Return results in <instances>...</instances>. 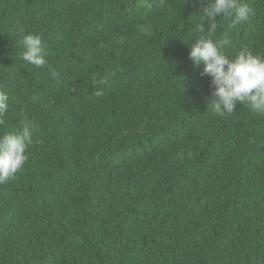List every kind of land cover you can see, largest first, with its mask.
I'll use <instances>...</instances> for the list:
<instances>
[{
  "label": "trees",
  "instance_id": "obj_1",
  "mask_svg": "<svg viewBox=\"0 0 264 264\" xmlns=\"http://www.w3.org/2000/svg\"><path fill=\"white\" fill-rule=\"evenodd\" d=\"M207 2L0 0V138L21 110L33 131L0 184V264H264V115L207 106L189 59ZM243 2L255 16H218L212 39L264 58V0ZM26 34L46 65L21 58Z\"/></svg>",
  "mask_w": 264,
  "mask_h": 264
},
{
  "label": "clouds",
  "instance_id": "obj_2",
  "mask_svg": "<svg viewBox=\"0 0 264 264\" xmlns=\"http://www.w3.org/2000/svg\"><path fill=\"white\" fill-rule=\"evenodd\" d=\"M163 4L164 0H159L155 6ZM153 7V3L146 4L148 12ZM202 12L203 16L197 30L203 35L192 43L189 59L197 66L203 63L201 75L212 78L211 86L214 90L210 99L205 98L207 106L211 107L216 115L225 116L235 111V102L239 101L251 111L264 115V58L254 55L247 47L242 48L234 58H229L224 51L225 46L231 43L226 38L227 34L225 38L217 41L212 39L218 28L216 19L218 16L230 20L227 27L231 29L248 22L255 16V10L243 0H208ZM20 31L23 33L24 29L21 28ZM139 31L146 36L153 34L150 24L140 25ZM22 45L24 51L21 58L24 61L35 67L46 65L47 54L39 35H23ZM51 75L57 78L59 74L52 71ZM99 83L104 84L106 81L102 78ZM95 95L101 96L103 92L97 91ZM8 99L9 97L0 91V125L5 123ZM20 117L21 130L6 133L0 138V184L14 180L28 160L26 153L33 143L32 125L23 110Z\"/></svg>",
  "mask_w": 264,
  "mask_h": 264
}]
</instances>
